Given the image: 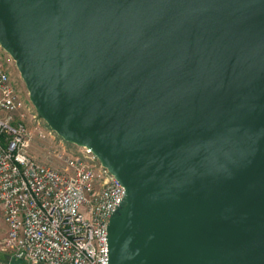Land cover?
<instances>
[{
    "label": "water",
    "instance_id": "95a60500",
    "mask_svg": "<svg viewBox=\"0 0 264 264\" xmlns=\"http://www.w3.org/2000/svg\"><path fill=\"white\" fill-rule=\"evenodd\" d=\"M0 46L124 188L108 264H264V0H0Z\"/></svg>",
    "mask_w": 264,
    "mask_h": 264
},
{
    "label": "built area",
    "instance_id": "2783aa9c",
    "mask_svg": "<svg viewBox=\"0 0 264 264\" xmlns=\"http://www.w3.org/2000/svg\"><path fill=\"white\" fill-rule=\"evenodd\" d=\"M0 46V264H108L107 224L124 188L93 152H57L61 167L30 153L53 138L11 78Z\"/></svg>",
    "mask_w": 264,
    "mask_h": 264
},
{
    "label": "rangeland",
    "instance_id": "374dc122",
    "mask_svg": "<svg viewBox=\"0 0 264 264\" xmlns=\"http://www.w3.org/2000/svg\"><path fill=\"white\" fill-rule=\"evenodd\" d=\"M4 59L10 71L11 78L15 82L17 88L21 91L24 97H28V91L15 66V62L8 54H4ZM48 128L49 126L44 121L43 129L48 130ZM76 150L77 146L75 144L64 141L56 134L53 135V138L41 139L36 137L33 140L29 151L37 161L51 167L59 168L61 167V159L57 156V152L65 151L75 153Z\"/></svg>",
    "mask_w": 264,
    "mask_h": 264
}]
</instances>
